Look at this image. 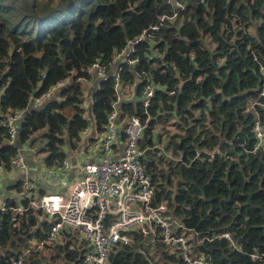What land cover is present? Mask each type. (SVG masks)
Returning <instances> with one entry per match:
<instances>
[{
  "label": "trees",
  "instance_id": "1",
  "mask_svg": "<svg viewBox=\"0 0 264 264\" xmlns=\"http://www.w3.org/2000/svg\"><path fill=\"white\" fill-rule=\"evenodd\" d=\"M144 30L146 39L130 54L136 64L123 65L122 84L132 94L119 104L118 117L144 122L139 93L153 87L139 141L154 184L152 203L167 200V214L204 238L198 249L214 264H257L249 254L264 251V149L253 151L252 129L257 116L264 125V0H0V111L27 108L31 95L68 81L23 111L15 143L6 142L0 121V169L12 168L24 144L39 142L36 156L42 154L45 167L78 154L87 110L95 133L104 132L113 79L86 83L87 68L96 61L108 66ZM153 49L159 56L150 59ZM15 203L12 196L8 205ZM18 219L11 221L9 209L0 212V264L19 257L24 264H79L74 236L34 250L31 242L44 239L49 221H39L31 208ZM224 231L242 251L224 238L206 239ZM144 240L135 233L131 245H116L108 264H183L162 242Z\"/></svg>",
  "mask_w": 264,
  "mask_h": 264
},
{
  "label": "built area",
  "instance_id": "2",
  "mask_svg": "<svg viewBox=\"0 0 264 264\" xmlns=\"http://www.w3.org/2000/svg\"><path fill=\"white\" fill-rule=\"evenodd\" d=\"M145 39L146 30L135 39L128 40L125 47L115 52L108 66L96 61L87 68V73L95 74L98 82L109 77L113 79L114 99L105 131L83 143L73 161L65 158L58 167H45L40 180L31 171L24 154L27 151L36 156L35 146L24 144L18 147L12 157V168L20 172L16 180L19 187L14 190L16 203L9 206L8 201L12 195L0 194V212L9 209L11 221L18 224V215L31 208L39 221H49L50 227L44 239L31 242L34 250L44 251L47 246L60 243V239L69 234L75 237L74 246L82 251L79 264H108V257L115 246L131 245L134 234L138 233L145 239L143 244L160 241L170 253L180 256L183 264H214L207 254L198 249L204 238L199 237L194 229L186 227L182 220L167 214V200L152 203L154 184L143 162L146 148L140 147L139 141L149 123L147 108L153 87L148 85L139 93V100L145 109L144 122L136 115L118 117L119 104L132 94L131 89L122 84L123 65L130 68L136 64L137 59L130 58V54L134 46ZM147 42L153 45L152 41ZM158 56L159 52L153 49L150 59ZM108 71L111 73L108 74ZM260 71L263 79L259 96L264 98V65L260 66ZM67 84V80L59 81L40 96L31 95L28 106L40 105ZM27 108L5 113L0 111V121L6 130L8 144L15 143L17 123ZM117 125L122 126L124 140L118 138ZM252 130L256 140L253 151L264 149V125L258 116ZM166 155L172 160L179 158ZM73 167L77 169L79 177L75 178L69 190L37 193L35 185L39 182L56 189L67 186L63 178ZM2 175L3 170L0 169V178ZM23 200L27 201L26 206L21 203ZM213 238H224L231 249L242 251L241 244L229 231L213 234L206 239L211 241ZM249 258L257 264H264V251L255 249ZM10 264L24 262L21 257L11 258Z\"/></svg>",
  "mask_w": 264,
  "mask_h": 264
},
{
  "label": "crops",
  "instance_id": "3",
  "mask_svg": "<svg viewBox=\"0 0 264 264\" xmlns=\"http://www.w3.org/2000/svg\"><path fill=\"white\" fill-rule=\"evenodd\" d=\"M95 136H97V134L95 133L93 119L90 117V119L88 120V130L83 134V138L87 140L86 142H88L89 139H92ZM34 146L38 149L36 145ZM24 154L26 160L28 161L31 171L34 173L36 177H40L41 180L43 173L45 172L46 169L43 164L42 154H39L38 156H34L27 151ZM76 155L77 153L71 151L68 158H70V161H73ZM34 158H36V160H34ZM19 176H20V172L16 168H11L8 171H3V175L0 178V194L10 193L12 196H14V190H15L14 185L16 184V180ZM76 177H79L78 171L75 167H73V169L70 170V172L66 175V177L63 178L65 179L64 183H67V186L57 188V191L69 190V187L72 186L73 181L75 180ZM37 187H40L45 191L48 189L50 190L54 189L53 187L45 186L43 183L40 182L38 183Z\"/></svg>",
  "mask_w": 264,
  "mask_h": 264
},
{
  "label": "rangeland",
  "instance_id": "4",
  "mask_svg": "<svg viewBox=\"0 0 264 264\" xmlns=\"http://www.w3.org/2000/svg\"><path fill=\"white\" fill-rule=\"evenodd\" d=\"M98 80H99L98 77H97L95 74H93V75H92V79L89 81V83H90V84H95ZM83 106H84V108H86V99H85V101H84V105H83ZM85 117H86V120H87V121L90 119L91 115L89 114V110H87V111L85 112ZM121 129H122V126H121V125H117L118 138H119V139H121V137H120ZM36 145L38 146V145H39V142H36ZM17 170H18V169H17ZM18 171H19V170H18ZM37 185H38V184H36L35 187H37ZM54 187H56V186H54ZM56 191H57L56 188H54V189H52V190H50V189L47 190V192H56ZM60 240H63V238H61ZM31 248L33 249L34 247H31Z\"/></svg>",
  "mask_w": 264,
  "mask_h": 264
},
{
  "label": "water",
  "instance_id": "5",
  "mask_svg": "<svg viewBox=\"0 0 264 264\" xmlns=\"http://www.w3.org/2000/svg\"><path fill=\"white\" fill-rule=\"evenodd\" d=\"M111 73V71H108V74H110Z\"/></svg>",
  "mask_w": 264,
  "mask_h": 264
}]
</instances>
